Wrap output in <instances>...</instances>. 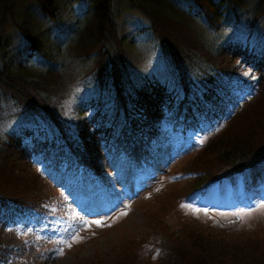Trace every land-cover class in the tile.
<instances>
[{"label": "trees", "instance_id": "trees-1", "mask_svg": "<svg viewBox=\"0 0 264 264\" xmlns=\"http://www.w3.org/2000/svg\"><path fill=\"white\" fill-rule=\"evenodd\" d=\"M36 1L38 14L24 11L33 24L18 20L17 0H0V41L12 25L23 55L0 54V89L28 120L7 133L0 149V264L25 258L33 242L25 223L63 218L61 180L80 173L102 178L113 157L149 169L147 157L157 146L181 139L199 145L207 136L187 168L191 193L244 181L246 202L259 200L246 172L264 173V30H258L264 0H129L149 23L131 36L151 39L157 53L139 78L114 0L86 6L75 0L84 10L68 16L74 22L62 31L39 26L64 19L60 0ZM205 39L213 49L200 45ZM174 212L151 213V230L126 240L127 260L112 264H133L128 256L141 263L157 248L173 264H264V231L211 239L187 221L173 222Z\"/></svg>", "mask_w": 264, "mask_h": 264}, {"label": "rangeland", "instance_id": "rangeland-1", "mask_svg": "<svg viewBox=\"0 0 264 264\" xmlns=\"http://www.w3.org/2000/svg\"><path fill=\"white\" fill-rule=\"evenodd\" d=\"M114 1L116 16L121 26L119 32L126 34L124 43L129 44V49L134 55L136 61L134 66L139 73L135 78H139L145 74V63L150 66L156 63L157 53L152 48L151 39L137 41L131 36L134 31L148 27V19H144V14L132 6L129 0ZM60 2L64 19L59 21L58 25L55 21L46 19L45 25H39L42 31L46 26L51 27L50 31L57 27L62 31L63 27L74 22L65 20L68 16H74L77 10L79 16L84 10L74 3L75 0H72L74 7L69 0H60ZM80 2L83 3L84 0ZM87 3L88 0L84 6ZM37 6L36 0H17L19 14L22 15L18 20L32 22V18L26 16L28 13L25 14L24 11H30V15L33 16L32 9L35 10V14L39 13ZM261 19L263 25L258 30L263 31L264 17ZM55 34L57 33L54 32L53 35ZM19 38L16 29L8 25L0 41V54L22 57L21 47H16V45L20 46ZM200 45L213 49L209 47L208 39ZM78 92V88L74 92L73 90L68 92L70 96L63 100L65 107L76 100ZM0 93L1 149L6 143L7 133L28 120L24 108L12 96L7 97L1 89ZM243 132L240 129L234 133L240 135ZM206 138L207 136L199 138L197 142L202 144ZM222 138L227 141L226 135ZM201 148L202 146L198 147L196 140L192 138L181 139L176 143H169L164 148L157 146L156 153L147 157L146 164L149 169L140 168L143 163H133L113 157L103 165L102 178L95 174L80 173L72 180L69 176L65 183L61 180L62 189L67 193V197L58 201L63 218H56L50 223L41 222L36 226L33 218L31 225L26 226L33 237L32 246L26 253L20 251L21 254H25V258L20 260L21 263L14 264L121 263L127 260L124 257L125 241L145 236L151 230L148 222L151 220V213H156V217L161 218L160 211L164 207H167L168 211H175L168 217L173 222L176 224L191 222L194 224L192 226L194 229L206 232L211 239L224 235L233 240L235 237L264 231V201L255 200L251 203L248 201L245 204L244 181L211 189L207 198L201 203H198V197L193 201L186 200V195L192 186L191 175L187 168L193 156L199 153ZM193 152L194 154H191ZM249 178V185L256 186L251 190V194L258 196V199L264 198V173H250ZM221 195L224 196L221 209L204 211L197 208L201 206L200 204L211 202H215L213 205L217 206ZM231 198H234V201H231ZM179 199L181 204L176 205ZM161 229L162 225L157 226L156 232ZM147 238L153 241L151 235ZM149 246L151 250V245ZM132 248L133 245L130 243L129 252ZM142 251L144 248L137 252ZM148 251L145 249V255ZM145 257L147 259L139 263L128 256L133 264H148V262L173 264L172 259L168 258L162 249L156 254L150 252L149 258Z\"/></svg>", "mask_w": 264, "mask_h": 264}]
</instances>
